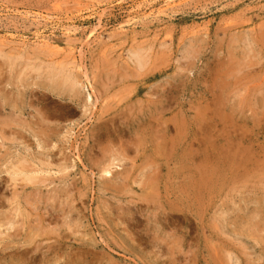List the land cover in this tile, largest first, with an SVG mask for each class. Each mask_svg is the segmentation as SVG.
<instances>
[{"label": "rangeland", "instance_id": "374dc122", "mask_svg": "<svg viewBox=\"0 0 264 264\" xmlns=\"http://www.w3.org/2000/svg\"><path fill=\"white\" fill-rule=\"evenodd\" d=\"M143 1L0 0V264H264V0Z\"/></svg>", "mask_w": 264, "mask_h": 264}, {"label": "bare ground", "instance_id": "6f19581e", "mask_svg": "<svg viewBox=\"0 0 264 264\" xmlns=\"http://www.w3.org/2000/svg\"><path fill=\"white\" fill-rule=\"evenodd\" d=\"M144 1H145V0H144ZM144 1H143V2H144ZM146 1H147V2H151V1H156V0H146ZM159 1H160V0H159ZM68 2H69V1H68ZM143 2H141V3H143ZM173 2H174V1H173ZM173 2H172V3H173ZM175 2H176V1H175ZM158 3H159V2H158ZM178 3H179V2H178ZM80 4H81V3H80ZM145 4H146V3H145ZM170 4H171V3H170ZM141 5H142V4H141ZM165 5H166V4H165ZM168 5H169V4H167V6H168ZM172 5H173V4H172ZM142 6H143V5H142ZM147 6H148V5H147ZM175 6H177V5H175ZM136 7H137V6H136ZM150 7H151V6H150ZM165 7H166V6H165ZM142 8H143V7H142ZM146 8H147V7H146ZM169 8H170V7H169ZM171 8H173V6H171ZM139 9H140V7H139ZM136 11H137V10H136ZM141 11H142V10H141ZM142 12H143V11H142ZM134 18H136V17H134ZM139 18H140V17H139ZM37 22H39V21H37ZM35 24H36V23H35ZM37 25H38V24H37ZM44 25H45V24H44ZM40 26H41V25H40ZM38 27H39V26H37V28H38ZM47 27H48V26H47ZM77 27H78V26H77ZM67 28H68V27H67ZM67 28H66V29H67ZM69 28H70V27H69ZM71 28H72V27H71ZM38 29H39V28H38ZM44 29H45V28H44ZM64 29H65V28H64ZM51 30H52V29H51ZM54 30H55V29H54ZM70 30H71V29H70ZM75 30H77V29H75ZM81 30H82V29H81ZM39 32H40V31H39ZM66 32H67V31H66ZM68 33H69V31H68ZM83 33H84V32H83ZM39 34H40V33H39ZM72 34H73V33H72ZM43 35H44V34H43ZM69 35H70V34H69ZM1 36H2V35H1ZM51 36H52V35H51ZM13 37H14V36H13ZM46 37H47V36H46ZM46 37H45V39H46ZM81 37H82V36H81ZM48 38H50V37H48ZM51 38H52V37H51ZM68 38H69V37H68ZM36 39H37V38H36ZM38 39H40V36H39V35H38ZM69 39H71V38H69ZM73 39H74V37H73ZM8 40H9V39H8ZM40 40H41V39H40ZM64 40H65V39H64ZM49 41L51 42L50 39H49ZM46 42H47V41H46ZM63 42H64V41H63ZM67 42H69V41H67ZM80 42H81V40H80ZM38 43H39V42H38ZM69 43H70V42H69ZM24 44H25V43H24ZM50 44H51V43H50ZM63 44H64V43H63ZM75 44H76V43H75ZM72 45H73V44H72ZM67 46H68V45H67ZM59 47H60V46H59ZM60 48H61V47H60ZM64 50H65V49H64ZM70 50H71V49H70ZM62 52H63V51H62ZM63 53H64V52H63ZM74 53H75V51H74ZM59 54H60V53H59ZM136 55H137V54H136ZM140 56H141V55H140ZM71 57H72V56H71ZM71 57H70V58H71ZM136 58L138 59V57H136ZM142 58H143V54H142ZM142 58H141V59H142ZM139 59H140V58H139ZM141 59H140V60H141ZM143 59H144V58H143ZM143 59H142V61H143ZM145 59H146V58H145ZM134 60H135V59H134ZM146 60H147V59H146ZM72 61H73V60H72ZM77 62H78V61H77ZM138 62H139V61H138ZM139 63H140V62H139ZM143 63H145V62H143ZM143 65H145V64H143ZM64 71H65V70H64ZM52 72H53V71H52ZM63 73H64V72H63ZM58 76H59L58 74H57V75L51 74V78H50V80H51V81H54V80L57 81V79H59ZM49 77H50V76H49ZM74 79H76V78H74ZM62 81H63V80H62ZM65 82H66V83H65ZM64 83H65V84H68V86L70 87L71 90H74V89H75L74 87H76V82L74 83V82L72 81L71 77H67L66 80L64 81ZM80 83H81V82H80ZM77 85H78V84H77ZM68 86H67V87H68ZM78 86H79V85H78ZM81 87H82V86H81ZM84 87H85V86H84ZM76 88H77V87H76ZM85 88H86V87H85ZM67 89H68V88H67ZM76 90H77V89H76ZM163 99H164V98H163ZM85 102H86L87 105H92V104L94 103V98H93V95L91 94V92H88V93H87V95H86V97H85ZM156 103H157V102H156ZM154 104H155V103H154ZM155 106H156V104H155ZM160 107H162V106H160ZM152 108H153V107H152ZM154 108H156V107H154ZM160 109H161V108H160ZM148 110H149V109H148ZM157 111H158V108H157ZM160 111H161V110H160ZM163 111H165V110L163 109ZM150 112H151V111H150ZM153 113H155V111H154ZM148 114H149V113H148ZM151 114H152V112H151ZM154 118H157V117H154ZM184 118H185V117H184ZM157 119H158V118H157ZM174 119H175V118H174ZM176 120H177V119H176ZM181 120H182V119H181ZM156 121H157V120H154V122H156ZM171 121H172V120H171ZM177 121H178V120H177ZM186 121H187V120H186ZM149 123H150V122H149ZM163 123H164V121H163ZM163 123H162V124H163ZM174 123H176V122H174ZM174 123H173V124H174ZM177 123H180V122H177ZM182 123H183V122H182ZM184 123H185V122H184ZM184 123H183V124H184ZM150 124H151V123H150ZM150 124H149V125H150ZM167 124H169V123H167ZM183 124H181V125H183ZM156 125H157V124H156ZM174 125H175V124H174ZM174 125H173V126H174ZM184 125H185V124H184ZM160 126H161V125H160ZM160 126H157V127H160ZM165 126H166V125H165ZM188 126H189V125H188ZM190 126H191V124H190ZM190 126H189V127H190ZM149 127H150V126H149ZM162 127H163V126H161L160 129H161ZM170 127H171V126H169V129H168L169 131H170ZM180 127H181V126H180ZM203 127H204V126H203ZM203 127H202V128H203ZM163 128L165 129V127H163ZM173 128H174V130H175L176 127H173ZM173 128H171V129H173ZM180 129H181V128H180ZM184 129H185V128H184ZM157 131H159V130H157ZM162 131H163V130H162ZM165 131H166V129H165L163 132L165 133ZM180 132H182V131H180ZM183 132H184V131H183ZM158 133H161V132L159 131ZM209 133H210V132H209ZM156 134H157V133H155L154 135H156ZM204 134H205V133H204ZM204 134H203V135H204ZM165 135H166V134H165ZM207 135H208V133H207ZM207 135H206V138H207ZM161 136H163V134H161ZM177 136H178V135L176 134V137H175L176 139L179 138V137H177ZM180 137H181V136H180ZM184 137H185V136H184ZM193 137H194V136H193ZM203 137H204V136H203ZM164 138H165V137H164ZM189 138H190V137H189ZM189 138H188V139H189ZM195 139H196V138H195ZM203 139H205V138H203ZM200 140H201V139H200ZM177 141H178V140H177ZM186 142H188V141L186 140ZM189 142H190V141H189ZM200 142H201V141H200ZM200 142H199V143H200ZM223 142H224V141H223ZM190 143H191V142H190ZM196 143H197V142H196ZM202 143H203V142H202ZM221 143H222V142H221ZM174 144H175V142H174ZM177 144H178V143H177ZM194 145H195V144H194ZM201 145H202V144H201ZM190 146H193V145L190 144ZM185 147H186V146H185ZM205 147H206V145H205ZM189 148H190V147H189ZM202 149H203V148H202ZM196 151H197V150H196ZM161 152H162V151H161ZM189 152H190V150H189ZM191 152H192V151H191ZM201 152H202V151H201ZM201 152H200V153H201ZM180 153H183V152H180ZM200 153H199V151H198L197 154L200 155ZM203 153H204V152H203ZM208 153H210V151H209ZM214 153H215V152H214ZM189 154H190V153H189ZM193 154H195V153H193ZM161 155H162V153H161ZM211 155H212V154H211ZM211 155H210V156H211ZM177 156H178V155H177ZM181 156H182V155H181ZM217 156H218V153H217ZM159 157H160V156H159ZM183 157H185V156H183ZM189 157H190V155H189ZM211 157H212V156H211ZM179 158L181 159L180 155H179ZM193 158H194V156H193ZM223 158H224V155H223ZM197 159H198V158H197ZM200 159L202 160V158H200ZM176 160H177V158H176ZM184 160H185V159H184ZM189 160H190V159H189ZM192 160H193V159H192ZM218 160H219V159H218ZM157 161H158V160H157ZM160 161H161V160H160ZM160 161H158L157 163L155 162V163L158 164ZM174 161H175V160H174ZM179 161H182V160H179ZM195 161H196V160H195ZM197 161H198V160H197ZM197 161H196V164H197ZM204 161H205V160H204ZM207 161H208V160H207ZM210 161H211V160H210ZM220 161H221V160H220ZM161 162H163V161H161ZM161 162H160V163H161ZM221 162H222V161H221ZM221 162H220V163H221ZM223 162H224V161H223ZM111 163H112V162H111ZM178 163H179V162H178ZM181 163H182V162H181ZM184 163H185V162H184ZM203 163H204V162H203ZM156 164H155V165H156ZM161 164H162V163H161ZM188 164H189V163H188ZM206 164H208V163H206ZM176 165H177V164H176ZM198 165H199V164H198ZM208 165H209V164H208ZM212 165H213V164H212ZM212 165H210V166H212ZM216 165H217V164H216ZM108 166H109V165H108ZM189 166H190V165H187V167H184V168L187 169ZM193 166H194V165H193ZM193 166H192V167H193ZM200 166H201V164H200ZM159 167H160V165H159ZM179 167H180V166L178 165L177 168H178L179 170H181L182 168H179ZM181 167H182V166H181ZM190 167H191V166H190ZM195 167H196V166H195ZM195 167H194V169H195ZM202 167H203V166H202ZM205 167H206V166H205ZM212 167H213V166H212ZM214 167H215V165H214ZM217 167H218V166H216V168H217ZM157 168H158V167H157ZM157 168H156V169H157ZM177 168H176V169H177ZM184 168H183V169H184ZM219 168H220V167H219ZM105 169H106V167H105L103 170H105ZM146 169H147V168H146ZM149 169H150V168H148V170H149ZM186 169H185V170H186ZM207 169H208V170H211V169H209V168H207ZM207 169L205 168V170H207ZM220 169H221V168H220ZM223 169H224V167H223ZM106 170H107V169H106ZM106 170L104 171V172H105L104 174H105V176H109V175L111 174V172H110L109 170H107V171H106ZM143 170H145V168H143ZM179 170H177V171L179 172ZM221 170H222V169H221ZM221 170H220V171H221ZM18 171H20V170L18 169ZM21 171H24V170H21ZM145 171H146V170H145ZM181 171H182V170H181ZM187 171H188V170H187ZM194 171H195V170H194ZM194 171H193V172H194ZM197 171H198V170H197ZM202 171H203V170H202ZM202 171H201V172H202ZM217 171H218V170H217ZM217 171H215V172H217ZM28 172H29V171H28ZM201 172H200V173H201ZM203 172H204V171H203ZM208 172H209V171H208ZM208 172H207V173H208ZM213 172H214V171H213ZM213 172H212V174H213ZM223 172H224V171H223ZM16 173H17V172H16ZM30 173H31V172H30ZM37 173H38V172H37ZM143 173H144V172H142V174H143ZM204 173H205V175H206V172H204ZM204 173H203V174H204ZM217 173H219V172H217ZM220 173H221V172H220ZM31 174H32V173H31ZM180 174H181V173H180ZM183 174H184V173H183ZM187 174L189 175V173H187ZM187 174H186V175H187ZM191 174H192V173H191ZM194 174H195V173H194ZM194 174H193V175H194ZM203 174L200 175V176H203V177H204ZM214 174H215V173H214ZM16 175H18V174H16ZM186 175H183V176H186ZM208 175H209V174H208ZM190 176H191V175H190ZM197 176H198V174H197ZM211 176H212V175H211ZM215 176H216V175H214V177H215ZM29 177H30V176H29ZM29 177H27V178H29ZM34 177H36V176H34ZM214 177L212 176V179H211V180H213ZM27 178H26V179H27ZM30 178H31V177H30ZM187 178H188V176L186 177V179H187ZM189 178H190V177H189ZM204 178H205V177H204ZM208 178H209V177L207 176V179H208ZM218 178H219V177H218ZM196 179H197V178H196ZM202 179H203V178H202ZM207 179L205 178V181H206ZM215 179H217V178L215 177ZM30 180H31V179H30ZM188 180H191V179H188ZM193 180H194V179H193ZM193 180H192V181H193ZM203 180H204V179H203ZM208 180H209V179H208ZM208 180H207V181H208ZM23 181H24V180H23ZM213 181H214V180H213ZM24 182H25V181H24ZM30 182H31V181H30ZM33 182H34V181H33ZM38 182H39V179H38ZM199 182H200V181H199ZM26 183H29V179H28V182H26ZM36 183H37V182H36ZM36 183H35V184H36ZM183 183H185V182H183ZM190 183H191V182H190ZM32 184H33V183H32ZM196 184H197V183H196ZM196 184H195V185H196ZM208 184H209V182H208ZM192 185H193V183H192ZM202 185H203V184H202ZM206 185H207V184H206ZM193 186H194V185H193ZM185 187H186V186H185ZM196 187H197V186H196ZM196 187H195V189H196ZM202 187H203V186H202ZM206 187H208V186H206ZM209 189H210V188H209ZM196 190H197V189H196ZM151 191H152V190H151ZM185 191H186V190H185ZM191 191H192V190H191ZM193 191H194V189H193ZM199 191L201 192V190H199ZM194 192H195V191H194ZM200 192H199V193H200ZM201 193H202V192H201ZM199 195H200V194H199ZM204 195H205V194H204ZM200 196H202V195H200ZM194 198H196V197H194ZM196 199H197V198H196ZM193 201H196V200L193 199ZM191 202H192V201H191ZM192 204H193V202H192ZM157 207H158V206H157ZM121 210H122V209H121ZM155 210H156V209H155ZM181 211H182V209H181ZM189 212H191V211L189 210ZM21 214H22V213H21ZM134 214H135V213H134ZM190 214H191V213H190ZM17 215H19V214H17ZM120 215H121V214H120ZM155 215H156V214H155ZM21 216H22V215H21ZM12 217H13V215H12ZM40 217H41V216H40ZM120 217H121V216H120ZM188 217H189V216H188ZM42 218H43V217H42ZM13 219H15V218L13 217ZM13 219H11V221H13ZM22 219H24V218L22 217ZM39 219H40V218H39ZM152 219H153V218H152ZM195 220H196V219H195ZM195 220H194V221H195ZM220 220H221V219H220ZM220 220H219V221H220ZM188 221H189V220H188ZM188 221H187V222H188ZM192 221H193V220H192ZM222 221H223V220H222ZM222 221H221V222H222ZM8 222H9V221H8ZM13 222H14V221H13ZM13 222H12V223H13ZM22 222L24 223V220H23V221L21 220L20 223L22 224ZM3 223H4V221H3ZM16 223H17V222H16ZM41 223H42V222H41ZM4 224H5V223H4ZM6 224H7V223H6ZM14 224H15V223H14ZM190 224H191V223H190ZM11 225H13V224H11ZM17 225H18V223H17ZM29 225H30V224H29ZM219 225L221 226L222 224H219ZM7 226H8V225H7ZM13 226H14V225H13ZM13 226H12V228H13ZM24 226H25V224H24ZM51 226H52V225H51ZM17 228H19V227L17 226ZM40 228H41V227H40ZM43 228H44V227H43ZM8 229H9V231H10L11 228H8ZM11 230H12V229H11ZM14 230H15V229H14ZM17 230H18V229H17ZM48 230H49V229H48ZM22 231H23V230H22ZM37 231H38V230H37ZM40 231H41V230H40ZM45 231H46V230H45ZM41 233H42V232H41ZM48 233H49V232H48ZM30 235H31V234H30ZM30 235H28V236H30ZM34 235H35V233H34ZM38 235H39V234H38ZM156 235H157V234H156ZM8 236H9V234H8ZM28 236H27V237H28ZM36 236H37V235H36ZM40 236H42V235H40ZM161 236H162V235H161ZM9 237H10V236H9ZM150 237H151V236H150ZM207 237H208V236H207ZM32 238H33V237H32ZM36 238H38V236H37ZM154 238H158V237H154ZM27 239H29V238H27ZM208 239H209V238H208ZM33 240H34V239H33ZM153 240H154V239H153ZM158 240H159V239H158ZM160 240H161V239H160ZM27 241H28V240H27ZM30 241H31V239H30ZM161 241H162V240H161ZM161 241H160V242H161ZM31 242H32V241H31ZM156 242H157V241H156ZM165 242H166V241H165ZM209 242H210V241H209ZM29 243H30V242H29ZM157 243H159V242H157ZM34 244H35V243H34ZM163 244H164V243H163ZM165 244H166V243H165ZM165 244H164V245H165ZM159 245H160V244H159ZM161 245H162V244H161ZM166 245H167V244H166ZM154 246H155V245H154ZM168 246H169V245H168ZM151 247H153V246H151ZM158 247H159V246H158ZM38 248H39V247H38ZM158 250H159V249H158ZM34 251H35V250H34ZM169 251H170V250H169ZM176 251H177V250H176ZM23 252H24V251H23ZM26 252H28V251H26ZM158 252H159V251H158ZM170 252H171V251H170ZM29 253H30V252H29ZM33 253H34V252H33ZM159 253H160V252H159ZM159 253H158L157 255H161V254H162V253H161V254H159ZM164 253H165V252H164ZM167 253H168V252H167ZM172 254H173V253H172ZM19 255H22V254H19ZM29 255H30V254H29ZM29 255H28V256H29ZM157 255H155V256H157ZM165 255H166V254H165ZM23 256H25V255H23ZM19 257H20V256H19ZM19 257H18V259H19ZM78 257H79V256H78ZM160 257H161V256H160ZM21 258H23V257H20V259H21ZM29 258H31V257H29ZM31 259H32V258H31ZM52 259H53V258H52ZM159 259H160V258H159ZM231 259H232V258H231ZM231 259H230V260H231ZM24 260H25V259H24ZM157 260H158V259H157ZM27 262H28V261H27ZM15 264H16V263H15ZM22 264H24V263H22Z\"/></svg>", "mask_w": 264, "mask_h": 264}]
</instances>
